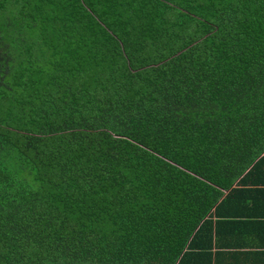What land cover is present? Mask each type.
Listing matches in <instances>:
<instances>
[{"label": "trees", "instance_id": "obj_1", "mask_svg": "<svg viewBox=\"0 0 264 264\" xmlns=\"http://www.w3.org/2000/svg\"><path fill=\"white\" fill-rule=\"evenodd\" d=\"M263 200L264 0H0V264H209Z\"/></svg>", "mask_w": 264, "mask_h": 264}, {"label": "crops", "instance_id": "obj_2", "mask_svg": "<svg viewBox=\"0 0 264 264\" xmlns=\"http://www.w3.org/2000/svg\"><path fill=\"white\" fill-rule=\"evenodd\" d=\"M257 213L264 212V200L244 203ZM255 212V213H256ZM216 246L210 249L209 264H264V217L242 219L241 223L219 228ZM205 264V263H204Z\"/></svg>", "mask_w": 264, "mask_h": 264}]
</instances>
